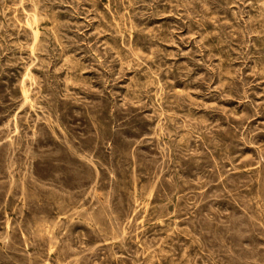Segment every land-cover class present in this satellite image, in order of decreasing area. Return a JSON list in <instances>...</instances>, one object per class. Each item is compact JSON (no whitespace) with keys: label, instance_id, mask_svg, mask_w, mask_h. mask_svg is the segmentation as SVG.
I'll list each match as a JSON object with an SVG mask.
<instances>
[{"label":"rangeland","instance_id":"obj_1","mask_svg":"<svg viewBox=\"0 0 264 264\" xmlns=\"http://www.w3.org/2000/svg\"><path fill=\"white\" fill-rule=\"evenodd\" d=\"M0 264H264V0H0Z\"/></svg>","mask_w":264,"mask_h":264},{"label":"bare ground","instance_id":"obj_2","mask_svg":"<svg viewBox=\"0 0 264 264\" xmlns=\"http://www.w3.org/2000/svg\"><path fill=\"white\" fill-rule=\"evenodd\" d=\"M6 5V4H5ZM22 6V5H21ZM37 30V29H36ZM136 191V190H135ZM149 198V197H148ZM58 228V227H57ZM65 232V231H64ZM50 240V239H49ZM2 241V240H1Z\"/></svg>","mask_w":264,"mask_h":264}]
</instances>
